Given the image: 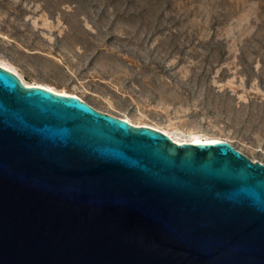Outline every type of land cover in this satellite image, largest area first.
<instances>
[{
	"label": "water",
	"instance_id": "obj_1",
	"mask_svg": "<svg viewBox=\"0 0 264 264\" xmlns=\"http://www.w3.org/2000/svg\"><path fill=\"white\" fill-rule=\"evenodd\" d=\"M0 264H264V164L0 66Z\"/></svg>",
	"mask_w": 264,
	"mask_h": 264
},
{
	"label": "rangeland",
	"instance_id": "obj_2",
	"mask_svg": "<svg viewBox=\"0 0 264 264\" xmlns=\"http://www.w3.org/2000/svg\"><path fill=\"white\" fill-rule=\"evenodd\" d=\"M0 61L264 164V0H0Z\"/></svg>",
	"mask_w": 264,
	"mask_h": 264
},
{
	"label": "bare ground",
	"instance_id": "obj_3",
	"mask_svg": "<svg viewBox=\"0 0 264 264\" xmlns=\"http://www.w3.org/2000/svg\"><path fill=\"white\" fill-rule=\"evenodd\" d=\"M0 66L5 68V69H8V70L14 72L15 74H17L23 80V77L12 66L8 65L5 62H1V61H0ZM29 84L43 86V87L49 88V89H51L53 91H56V92H59V93L74 94V93H68V92L63 91V90H57V89H55V88H53V87H51L49 85H45V84H40V83H29ZM74 95H76V94H74ZM78 97H80V96H78ZM124 119L127 120L128 122L136 125V126H148V127L154 128L156 130H159V131L163 132L164 134L168 135L172 140H174L178 144H188V143H190V144H214V143H217V142H220V141H224L223 139H219V138H208V137L202 138L201 136L195 135V134H189V135H182L181 134L180 135L178 133H173V132L171 133V132H169L167 130H164V129H161V128H158V127H155V126H152V125L136 124V123L132 122L128 117H124Z\"/></svg>",
	"mask_w": 264,
	"mask_h": 264
}]
</instances>
